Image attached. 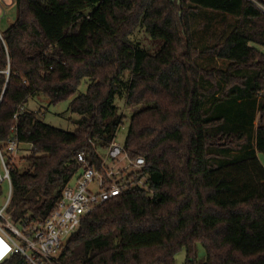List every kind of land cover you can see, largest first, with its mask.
<instances>
[{"label":"trees","instance_id":"16d2710c","mask_svg":"<svg viewBox=\"0 0 264 264\" xmlns=\"http://www.w3.org/2000/svg\"><path fill=\"white\" fill-rule=\"evenodd\" d=\"M15 3V21L0 30V146L16 126L31 149L25 169L11 165L12 220H45L56 209L78 154L97 157L96 146L116 138L125 121L116 97L126 93L137 109L124 143L146 158L155 193L136 187L88 214L64 264H175L183 248L196 264L199 245L202 264H264V9L252 0ZM199 15L228 27L198 46ZM141 31L161 43L155 52L134 38ZM84 78L87 90L75 96ZM39 93L50 104L75 96L79 128L27 109ZM3 264L27 263L16 254Z\"/></svg>","mask_w":264,"mask_h":264},{"label":"built area","instance_id":"2783aa9c","mask_svg":"<svg viewBox=\"0 0 264 264\" xmlns=\"http://www.w3.org/2000/svg\"><path fill=\"white\" fill-rule=\"evenodd\" d=\"M252 1L264 9L257 0ZM0 3L6 4V1L0 0ZM20 110L23 112L24 107ZM12 130L14 135L7 146H0V159L4 168V171L0 170V195L5 182L9 187L0 206V252L5 250L0 254V264L16 254L27 264H64L61 259L63 248L88 214L136 187L150 195L155 193L146 158L132 157L125 143L115 138L105 148L96 146L97 157L87 158L84 153L78 154L81 166L77 177L66 186L56 209L45 220L25 217L15 223L8 213L13 194L11 165L17 161L21 142L17 127L14 126Z\"/></svg>","mask_w":264,"mask_h":264},{"label":"rangeland","instance_id":"374dc122","mask_svg":"<svg viewBox=\"0 0 264 264\" xmlns=\"http://www.w3.org/2000/svg\"><path fill=\"white\" fill-rule=\"evenodd\" d=\"M5 1L6 4L0 3V30H4L10 24H12L15 21L17 15V7L15 1L14 3L12 2V0ZM205 11L207 10L201 8V13H204ZM218 13L221 14V17H223L222 12ZM218 18H220V16H217L215 21L213 19H208L206 16L199 15V17L195 19L193 27L196 28L195 36L196 38H198V46H203L208 36L210 34H213L216 30L225 29L226 27H228L229 23L227 22V20L222 19L218 21ZM134 38L142 40L143 46L149 49L151 52H155L161 44L160 42H154L151 36L145 31L139 32L137 35L134 36ZM202 61L203 63L205 62L208 65H217L216 67H224L227 64L226 60L222 58H215L212 55H204ZM125 74V78H127L129 76L128 71ZM88 84L89 80L87 78L82 79L75 96L85 93ZM74 97L65 99L56 104H50L49 98L45 94L39 93L29 98L26 103V107L31 111H37L44 122L60 129L73 132L79 128V120L82 117L79 113L72 112L69 108L70 102ZM116 104L119 107V112L125 116L124 124L119 128L117 132L116 140L120 143H124L126 140L131 116L133 112L137 109V106H130L129 104H127L126 93L124 95L116 97ZM101 151L104 152V150ZM28 152V144L21 143L20 151L18 153V156H16V165H18V167L21 169H25L27 167V164L23 158ZM259 157L262 163L264 164V153H260ZM0 170L4 171L1 159ZM8 189V184L7 182H5L2 185L0 195V206L5 200V197L8 193ZM186 257V250L185 248H183L182 250L177 252L175 256V264H191L187 263ZM197 258L198 259L196 261V264H202L206 258V249L202 245L198 246Z\"/></svg>","mask_w":264,"mask_h":264},{"label":"crops","instance_id":"0c3cea01","mask_svg":"<svg viewBox=\"0 0 264 264\" xmlns=\"http://www.w3.org/2000/svg\"><path fill=\"white\" fill-rule=\"evenodd\" d=\"M27 108V107H26ZM28 147H29V150L31 149V145H28Z\"/></svg>","mask_w":264,"mask_h":264},{"label":"bare ground","instance_id":"6f19581e","mask_svg":"<svg viewBox=\"0 0 264 264\" xmlns=\"http://www.w3.org/2000/svg\"><path fill=\"white\" fill-rule=\"evenodd\" d=\"M3 251H5V250H4V249H3V250H1L0 254H1V253H3Z\"/></svg>","mask_w":264,"mask_h":264},{"label":"water","instance_id":"95a60500","mask_svg":"<svg viewBox=\"0 0 264 264\" xmlns=\"http://www.w3.org/2000/svg\"><path fill=\"white\" fill-rule=\"evenodd\" d=\"M178 1H180V0H178Z\"/></svg>","mask_w":264,"mask_h":264}]
</instances>
